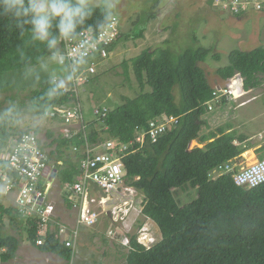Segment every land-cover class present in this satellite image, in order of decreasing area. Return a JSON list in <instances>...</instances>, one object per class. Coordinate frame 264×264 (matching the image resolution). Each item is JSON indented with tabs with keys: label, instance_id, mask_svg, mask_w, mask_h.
Returning a JSON list of instances; mask_svg holds the SVG:
<instances>
[{
	"label": "trees",
	"instance_id": "1",
	"mask_svg": "<svg viewBox=\"0 0 264 264\" xmlns=\"http://www.w3.org/2000/svg\"><path fill=\"white\" fill-rule=\"evenodd\" d=\"M61 2L80 6L81 14L72 17L73 28L62 34L61 25L67 24V17L51 15L50 11L47 35L41 39L39 30L29 22L31 16H16V9L0 0V91L18 82L17 75L25 77L22 71L41 65L45 58L57 53L63 35L76 37L88 28L98 30L113 16L103 7H87L80 0ZM214 3L216 0L209 1L210 5ZM244 16L245 13L233 15L238 20ZM155 18V15L146 17L138 32L121 33L110 50L122 39H143L148 23ZM168 42L165 41V46L149 47L123 63L124 74L130 78L133 71L140 91L134 98L124 97L121 105L108 108L107 128L96 118L87 120L85 117L87 141L91 144L106 139L128 143L135 139L136 128L147 129L151 120L179 118L156 143L147 142L123 160L126 183L142 194L141 214L155 222L162 236L147 247L137 234L131 235L126 264H264V183L249 188L236 185L232 173L217 178L210 176L218 166L243 153L244 149L237 143L245 139L236 131L227 132L225 126L212 129L213 118L206 117L212 112L208 102L213 99L216 86L211 85L201 64L210 56L215 61L219 58L205 47L175 54L166 46ZM228 60L226 66L216 70L223 84L240 75L246 91L261 85L264 47L232 51ZM62 67L65 68L62 78L68 80L70 70ZM97 76L98 73L88 83L94 82ZM40 85V89L32 90L36 105L71 109L77 105L76 94L64 93L55 79H47ZM78 97L82 103L80 93ZM229 100L223 98L214 108ZM24 132L30 130L9 133L6 125L0 124V150H5ZM34 132L39 134V130ZM194 141L203 147L191 148ZM54 144L56 147L50 151V157L58 183L65 188L81 176L77 159L84 156L72 151L73 147L85 144L84 133L59 135L47 146ZM181 190L187 191L188 202L181 200ZM64 192L65 204L71 208L72 192L65 189ZM5 216L10 220L9 225L18 224L19 220L24 222L28 226V241L40 251L54 253L68 261L75 256L71 248L53 235H48L45 243L37 246L39 235L35 221H25L0 202L1 222ZM19 246L15 237H0V264H11Z\"/></svg>",
	"mask_w": 264,
	"mask_h": 264
},
{
	"label": "rangeland",
	"instance_id": "2",
	"mask_svg": "<svg viewBox=\"0 0 264 264\" xmlns=\"http://www.w3.org/2000/svg\"><path fill=\"white\" fill-rule=\"evenodd\" d=\"M87 7H103L113 16L120 19L124 33L130 34L138 32L140 25L148 16L155 15L156 18L150 20L147 31L143 39H134L122 42L113 55L99 63L97 79L83 85L79 91L82 99V106L87 119H95L94 111L97 108H115L123 103V98H134L140 91L133 71L130 78L124 74L123 63L139 56L149 47L162 46L165 41H169L166 46L179 54L186 49L205 47L212 50L219 59L216 61L212 56L201 64L206 70V75L214 87L219 78L216 70L229 63L228 55L235 50L247 51L258 47H264V13L257 11L248 13L246 18L236 19L230 13L223 10L216 3L210 5V0H80ZM115 5L114 8L108 5ZM51 9L46 13L49 14ZM136 22V23H135ZM168 28L167 31L164 28ZM39 34H43L39 31ZM165 46V45H164ZM64 67L60 66L57 58L53 56L44 59L39 66L28 68L22 73L26 76L17 75L18 82H14L10 88L0 91V124L6 125L9 133H19L21 131L39 130V138L46 144L47 151L55 149V145L47 146L59 135L67 136L72 130L68 126H63L62 122L53 119L49 113V107L36 105L32 100V90L40 89V83L47 79H57V84L62 80ZM261 85L254 90L255 94L264 99V76H260ZM220 81V80H219ZM222 83V82H221ZM24 87V89H22ZM241 99V98H240ZM229 100L225 105H221L216 111L207 114V118L217 119L216 127L223 124H230L234 116L245 117L244 113L250 112V106L239 108L235 101ZM11 109V112L7 110ZM215 128V127H214ZM52 134L50 136L49 134ZM53 159V158H52ZM59 181V179H58ZM64 187L60 183L52 190V199L56 206L57 216L62 221L66 213L64 209ZM134 191V190H133ZM2 193V191H0ZM136 196L135 193L133 192ZM181 200L188 202L187 191H179ZM102 195L94 187L88 190L89 203L95 200L94 208L100 211V220L96 226H79L80 239L76 245L75 256L71 261L65 260L57 255L60 264H126V255L129 252L130 236L137 234L139 241L150 247L158 242L162 236L159 228L150 219L141 214L139 206L142 194L135 201L130 212L124 216L125 211L120 203L110 202L103 207L98 202ZM5 199L0 195V202L6 208L16 211L13 203L14 195ZM67 214V213H66ZM73 212H70V218ZM143 222V227L137 218ZM19 216V215H18ZM20 217V216H19ZM70 221V222H69ZM69 223H74L69 220ZM10 220L4 217L0 221V237H15L23 246L29 245L27 225L19 220L18 224L9 225ZM30 246V245H29ZM24 248V247H23ZM34 248V247H33ZM19 252L20 246L18 248ZM17 251V254H18ZM18 256V255H17ZM26 251L12 261L13 264H26L27 262L39 263L37 257L25 258ZM63 260V261H62Z\"/></svg>",
	"mask_w": 264,
	"mask_h": 264
},
{
	"label": "built area",
	"instance_id": "3",
	"mask_svg": "<svg viewBox=\"0 0 264 264\" xmlns=\"http://www.w3.org/2000/svg\"><path fill=\"white\" fill-rule=\"evenodd\" d=\"M216 4L231 15H240L250 10L264 11V0H216ZM122 32L120 19L112 16L110 21L100 29L88 28L76 37L63 35L55 53L60 66L70 70L63 92H74L77 105L74 108L49 107V115L63 124L78 123L75 133L83 131L85 144L73 147V153L80 152L83 158L77 159L81 176L72 185H66L65 191L72 192L71 211L74 223L62 221L57 216L56 206L52 199L53 187L58 184V174L52 163L50 151L42 143L34 131L24 132L19 138L9 143L5 150H0V195L5 199L14 195L13 203L16 212L25 221H35L38 226L37 246L45 243V238L53 235L60 243L71 248L74 253L80 239L79 226H96L100 220V211L94 208L95 200L89 203L88 190L96 184L104 193L98 201L106 207L110 202L120 203L127 217L135 206L138 192L126 183L124 158L136 153L147 142L154 144L170 128L178 123L175 116L164 119H154L149 122L147 129L136 128L135 139L128 143L106 139L91 144L87 141V121L82 103L78 97L83 85L98 73L101 61L111 56V46L118 41ZM57 82V80H55ZM243 78L236 75L225 84L215 87L213 99L208 102L209 110H214L223 98L237 100L246 95ZM108 108H97L95 118L106 127L105 120ZM68 134L67 136H69ZM203 147L194 141L191 148ZM61 164V163H60ZM232 173L236 185L254 188L264 183V158L241 169H237L233 161L218 166L210 176ZM95 188V187H94ZM134 190V191H133ZM99 191V190H98ZM136 191V196L133 194ZM99 193H101L99 191ZM95 203V204H94Z\"/></svg>",
	"mask_w": 264,
	"mask_h": 264
},
{
	"label": "crops",
	"instance_id": "4",
	"mask_svg": "<svg viewBox=\"0 0 264 264\" xmlns=\"http://www.w3.org/2000/svg\"><path fill=\"white\" fill-rule=\"evenodd\" d=\"M250 12H254V10H250L249 12H247L245 14V16L242 17V19L246 18L248 13H250ZM260 13H264V11H262ZM122 42H124V39H122L119 42L118 46ZM114 50H112V52H111L112 55L114 53ZM221 85H223V83H221V81L218 80L216 87L221 86ZM254 90L255 89L248 90L249 92L246 95L241 97L240 100L235 101L239 107V108H235V109H237V110H235L237 112L239 110H241L242 108L250 106V112H248L247 114L244 113L245 114L244 119L242 117L236 118L234 116V118L231 119L232 122H234V123H231V125L230 124H225V125L223 124L222 125V126H225L227 128V132L236 131L239 135H242L245 138L242 142L237 143V145H240L244 149L243 153L239 157L235 158L234 160H231V161H233V164L236 166L237 169L245 168V167H247V166H249V165H251V164H253V163L264 158V99H262L261 96L259 97L257 94H255ZM216 109L217 108H214V110H212V112L216 111ZM87 120H92V119H87ZM216 123H218V120L213 119V124H211V128L214 130L221 126L220 125V126L216 127V125H215ZM63 126H65V127L68 126V127L72 128V130H70V132H69V134H71V133H75V130L78 127V123L75 122L72 124H63ZM63 193H65V192L63 191ZM139 196H140V194L138 193V197ZM63 204L65 206L64 209L67 213V214L65 213L63 218L66 219L67 221L72 219L74 222L73 215L71 218L69 216L70 212H71V208L67 207L64 200H63ZM132 212H130V214ZM133 213L135 214V212H133ZM133 213L131 214V216L133 215ZM60 217H62V216H60ZM137 217H138L137 219L139 220L137 222H138V224H140V228H141L144 226L143 222H142V220H140L141 218L139 219V217H140L139 214H137ZM29 245L27 244L26 246H23L20 244V250L23 249V251L22 252L18 251L17 255L21 256L26 251L25 258L31 259V257H37L39 259V263L27 262L26 264H60L59 260H57L58 256L56 254L44 253V252L40 251L36 246L32 245L30 242H29ZM18 256H16V258H18ZM14 260H12V261H14ZM12 261L10 262L11 264H13Z\"/></svg>",
	"mask_w": 264,
	"mask_h": 264
},
{
	"label": "clouds",
	"instance_id": "5",
	"mask_svg": "<svg viewBox=\"0 0 264 264\" xmlns=\"http://www.w3.org/2000/svg\"><path fill=\"white\" fill-rule=\"evenodd\" d=\"M7 7L16 9V16H31V22L35 25V28L41 31L44 35L40 38L43 39L47 35V29L49 27V16L46 15L49 9H51V15L59 16L63 14L67 17V24L61 25L62 34L70 31L73 28L72 17L81 14V7L76 5H70L67 2H61V0H5ZM110 8H114L115 5H108ZM106 15H110L107 14ZM121 33H124L122 30ZM55 43V42H53ZM112 52V50H111ZM55 55L53 57L55 58ZM57 80V79H55ZM58 87H64L63 81H61ZM11 112V109L7 110Z\"/></svg>",
	"mask_w": 264,
	"mask_h": 264
},
{
	"label": "water",
	"instance_id": "6",
	"mask_svg": "<svg viewBox=\"0 0 264 264\" xmlns=\"http://www.w3.org/2000/svg\"><path fill=\"white\" fill-rule=\"evenodd\" d=\"M93 186H94L97 190H99V191L101 192L102 195H104V193L99 189V187H98L96 184H93Z\"/></svg>",
	"mask_w": 264,
	"mask_h": 264
},
{
	"label": "bare ground",
	"instance_id": "7",
	"mask_svg": "<svg viewBox=\"0 0 264 264\" xmlns=\"http://www.w3.org/2000/svg\"><path fill=\"white\" fill-rule=\"evenodd\" d=\"M121 35V34H120ZM23 134V133H22Z\"/></svg>",
	"mask_w": 264,
	"mask_h": 264
}]
</instances>
